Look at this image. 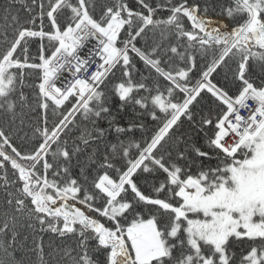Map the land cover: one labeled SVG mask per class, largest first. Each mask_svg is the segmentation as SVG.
<instances>
[{"label": "snow or ice", "instance_id": "6c2138e0", "mask_svg": "<svg viewBox=\"0 0 264 264\" xmlns=\"http://www.w3.org/2000/svg\"><path fill=\"white\" fill-rule=\"evenodd\" d=\"M15 4L0 264H264V0Z\"/></svg>", "mask_w": 264, "mask_h": 264}, {"label": "trees", "instance_id": "16d2710c", "mask_svg": "<svg viewBox=\"0 0 264 264\" xmlns=\"http://www.w3.org/2000/svg\"><path fill=\"white\" fill-rule=\"evenodd\" d=\"M9 7V0H0V28L5 26L6 24L11 23L10 19L5 20V16L8 15H19L21 19L24 18V12L22 10V7L20 4L12 5L10 8V12L6 13L4 11L5 8ZM36 45H33L32 51L35 52ZM257 74H259V70L255 69ZM25 133L28 134V136H31V132L29 128L25 127L22 131H19L16 134L15 137V143L16 145L25 148L30 149L31 148V141L25 139ZM2 239V238H0ZM50 239L48 235H45V241L47 242ZM31 248V237H29V241L24 244L23 247H18L15 252V261L17 264H37V257L34 253H32L29 249ZM48 249H46V252ZM8 259L5 256V253L3 251V248L0 247V260H6Z\"/></svg>", "mask_w": 264, "mask_h": 264}]
</instances>
